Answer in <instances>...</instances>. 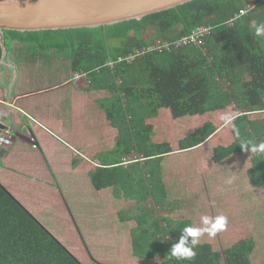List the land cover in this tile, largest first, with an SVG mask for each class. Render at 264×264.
I'll use <instances>...</instances> for the list:
<instances>
[{"label":"trees","instance_id":"trees-1","mask_svg":"<svg viewBox=\"0 0 264 264\" xmlns=\"http://www.w3.org/2000/svg\"><path fill=\"white\" fill-rule=\"evenodd\" d=\"M248 3L254 5L252 10L227 26L226 20ZM259 11H264V0H193L141 19L105 26L3 30L7 57L20 61L30 56L25 57L27 61L44 60L50 66L52 62L45 58L48 55L58 66L65 65L69 73H87L91 89L109 93L97 101L117 134L108 150L100 148L94 153L90 161L95 162V168L89 178L96 190L109 189L116 199L135 202L118 212L119 221L131 226L128 231L134 257H162L156 264H251L256 246L252 237L239 239L223 250L197 243L191 260L171 257V247L192 223L189 219L175 220L169 213L156 215L154 207L144 205L151 200L157 208L167 206L161 162L175 151L169 141L152 139L153 125L145 119L156 117L161 109H168L176 119L224 110L234 103L246 111L225 124L232 125L229 133L233 140L213 148L214 162L242 154L264 140V117L255 120L249 116L264 112V37H256L249 26ZM206 24L213 29L202 47L184 46L146 53L132 63L106 64L156 39L172 41ZM149 28L156 39L146 38ZM2 52L0 44V56ZM32 64L24 63L25 69ZM218 75L228 81L229 90L215 79ZM218 128L204 122L179 140L177 151L195 149ZM245 143L249 148H242ZM132 152L139 156L130 158ZM78 163V159L72 160L74 167ZM247 176L254 186L264 184V152H253ZM191 241L188 236L185 243L191 245ZM0 264L83 263L0 183Z\"/></svg>","mask_w":264,"mask_h":264},{"label":"rangeland","instance_id":"rangeland-1","mask_svg":"<svg viewBox=\"0 0 264 264\" xmlns=\"http://www.w3.org/2000/svg\"><path fill=\"white\" fill-rule=\"evenodd\" d=\"M255 15L253 14L249 26H252L253 22H264L262 13L254 20ZM147 30L146 38L156 39L153 28ZM203 51L206 52L205 49ZM45 58L52 62L50 66L47 61H38L20 70L21 75L17 72L16 79L33 77L35 74L44 76L51 71L60 72L62 75L66 73L65 65L58 66L48 55ZM73 74L69 73L68 76L71 75L73 78ZM215 79L229 90L230 85L224 77L218 75ZM78 82V86L90 88L87 79H79ZM106 93L100 92L101 96L109 94ZM97 94L96 96H99ZM231 102L235 101L231 99ZM95 104L97 109L100 108L103 112L98 101H95ZM245 111L244 107L239 108L231 103L225 111L213 112L214 114L207 112L203 116L174 119L168 109H161L156 117L146 118L145 121L151 123L155 131L152 139L169 141L175 151L164 156L161 162L167 190L165 202L167 206L164 209L157 208L151 200H147L144 205L148 208L154 207L156 215L169 213L168 215L175 220L189 219L192 227L197 228L210 226L205 223V217L210 220L224 216L225 227L217 231L215 236L204 233L197 243H209L213 249L223 250L239 239L252 237L256 246L251 255V264H264V184L254 186L247 176L253 151L248 149L242 154L234 153L218 162L212 159L214 147L227 145L233 140L229 133L232 125H225L221 117ZM102 112L100 118L89 121L88 116H83L81 122L83 128H88L92 136L97 138L101 148L99 151L108 150L107 147L114 144V137L117 134V130L111 125L109 131L107 130ZM249 116L251 119L259 120L264 117V112L250 113ZM206 121L215 126L222 122L219 129L225 126L222 132L201 147L177 151L179 140ZM22 131L25 133V130ZM80 139L85 142L83 138ZM64 153L62 150L59 155ZM136 156L139 155L132 152L129 157ZM88 163L91 161L84 160L82 167L77 171L69 172V169H65L58 172V184L53 179L52 182H45L38 190L21 184L12 186L18 190L21 199L30 205L36 219L83 264L159 263L163 259L160 256L140 259L132 255L128 231L131 226L119 221L118 212L132 207L135 202L127 200L125 203L124 198H121L123 201L118 200L109 189L96 190L89 178V172L94 170L95 166L88 168ZM132 224L134 226L135 223Z\"/></svg>","mask_w":264,"mask_h":264},{"label":"crops","instance_id":"crops-1","mask_svg":"<svg viewBox=\"0 0 264 264\" xmlns=\"http://www.w3.org/2000/svg\"><path fill=\"white\" fill-rule=\"evenodd\" d=\"M258 13L264 15V11ZM25 57L15 61L6 56L5 48L0 56V128L7 126L17 132L10 144L0 146V183L33 213L30 205L21 199L12 184H21L35 190L53 179L58 184V172L65 169H69V172L77 171L84 160H91L100 145L88 128H83L81 122L83 116H88L89 121L102 117V111L95 104L101 97L100 92L78 86V79L68 76L66 69L64 75L51 71L44 76L35 74L33 77L16 79L19 73L21 75L19 71L24 69V63L38 62L35 59L27 61ZM54 58L57 63V58ZM220 111L225 109L214 113ZM105 122L109 131L108 121ZM221 123L215 127L218 128ZM218 132L219 128L196 148L211 141ZM62 150L65 153L59 155ZM74 158L79 160L76 167L72 165ZM92 166H95L93 161L87 167Z\"/></svg>","mask_w":264,"mask_h":264},{"label":"water","instance_id":"water-1","mask_svg":"<svg viewBox=\"0 0 264 264\" xmlns=\"http://www.w3.org/2000/svg\"><path fill=\"white\" fill-rule=\"evenodd\" d=\"M193 0H0L3 30L39 31L98 27L141 19Z\"/></svg>","mask_w":264,"mask_h":264},{"label":"built area","instance_id":"built-area-1","mask_svg":"<svg viewBox=\"0 0 264 264\" xmlns=\"http://www.w3.org/2000/svg\"><path fill=\"white\" fill-rule=\"evenodd\" d=\"M254 7L253 4H246L242 8L238 10L232 17L226 20L225 24L227 26H233L239 19L248 14L250 10ZM213 26L211 24H206L197 27L190 33L182 35L181 37L172 40V41H163V40H155L152 44L141 47L140 49H135L133 52H130L124 57H119L116 61H108L106 64L110 67L114 65V63L126 62L132 63L137 58L141 57L146 53H163L165 51L176 50L184 46H195L202 47L205 44V41L208 36H210L212 32ZM74 79H87V73L82 72H74ZM86 78V79H85ZM89 80L87 79V84L89 86ZM16 130L13 128H9L4 126L0 128V146L10 144L12 142V138L16 136Z\"/></svg>","mask_w":264,"mask_h":264},{"label":"clouds","instance_id":"clouds-1","mask_svg":"<svg viewBox=\"0 0 264 264\" xmlns=\"http://www.w3.org/2000/svg\"><path fill=\"white\" fill-rule=\"evenodd\" d=\"M252 28L254 29V35L256 37H264V23H255L253 22ZM225 123H230L235 120V115H224L221 117ZM242 148H249L247 143L241 145ZM251 151L264 152V140H261L257 145L251 146ZM206 224H210L206 228H197L186 226L184 229V235L181 237L178 243L174 244L171 247V257H175L177 260H191L196 252L194 251V246L197 244L199 237L204 233H207L209 236H215L217 231L222 230L226 224V218L224 216H218L214 219L205 217ZM188 236L192 237L191 245L185 243Z\"/></svg>","mask_w":264,"mask_h":264}]
</instances>
